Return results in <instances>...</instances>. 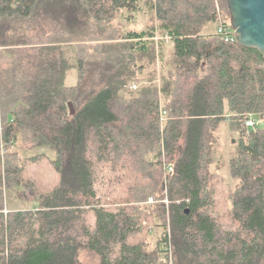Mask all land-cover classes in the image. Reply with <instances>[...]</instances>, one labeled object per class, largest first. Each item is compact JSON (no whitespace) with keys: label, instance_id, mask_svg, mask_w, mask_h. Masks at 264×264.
<instances>
[{"label":"trees","instance_id":"16d2710c","mask_svg":"<svg viewBox=\"0 0 264 264\" xmlns=\"http://www.w3.org/2000/svg\"><path fill=\"white\" fill-rule=\"evenodd\" d=\"M144 5L174 67L132 89L154 28L114 21L139 0H0V264H80L81 248L97 264H264V126H245L264 120V56L217 34L214 0ZM222 122L232 188L213 166ZM12 187L34 208L4 212Z\"/></svg>","mask_w":264,"mask_h":264},{"label":"rangeland","instance_id":"374dc122","mask_svg":"<svg viewBox=\"0 0 264 264\" xmlns=\"http://www.w3.org/2000/svg\"><path fill=\"white\" fill-rule=\"evenodd\" d=\"M225 2V0H223ZM145 0H139L140 9L133 13L132 19L130 21L125 18L116 19L114 21V25L117 27H127L136 30H140L143 28H154L155 36L153 37V42L151 44L155 45V54L156 58L153 60V63L150 65L143 66L140 74V78H143L142 81L137 82L134 81L137 87L141 85H145L147 83H154L160 87L163 78L169 77L172 75V70L174 67L173 64V56L171 44L167 37L163 36L162 29L159 28V24L154 11L149 9L144 5ZM219 5H223L221 0H217ZM224 14L226 8H220ZM227 11V9H226ZM121 21V23H120ZM123 22V23H122ZM65 57L70 64V67L67 69L65 74V85L71 86L76 84L77 82V69L75 66L76 61V50L72 47H64ZM7 63L3 64L2 71L7 67ZM204 72V70H202ZM135 89V88H134ZM162 101L163 98L161 99ZM217 137V152L214 158V167H217L218 173H222L225 177V180L230 188L233 187L234 181L229 177V158L233 153V137L234 133H231L228 129L227 122H222L219 125V128L216 131ZM37 151H46L50 157L54 156V152L52 150H47L43 147L35 148L32 150L33 152ZM22 155L29 153L28 151H22ZM18 187H12L5 190V205L6 210H17V209H32L34 208L36 202L28 199H21L17 196ZM166 193V191H164ZM154 202L158 201V198L153 197ZM165 198V197H164ZM160 201L162 199H159ZM151 204V203H148ZM158 228L155 226L153 228V233L157 234ZM79 260L80 264H97L98 263V255L85 248H81L79 250ZM170 262L169 264H171Z\"/></svg>","mask_w":264,"mask_h":264},{"label":"water","instance_id":"95a60500","mask_svg":"<svg viewBox=\"0 0 264 264\" xmlns=\"http://www.w3.org/2000/svg\"><path fill=\"white\" fill-rule=\"evenodd\" d=\"M236 43L264 56V0H225ZM70 113H73L69 104Z\"/></svg>","mask_w":264,"mask_h":264},{"label":"built area","instance_id":"2783aa9c","mask_svg":"<svg viewBox=\"0 0 264 264\" xmlns=\"http://www.w3.org/2000/svg\"><path fill=\"white\" fill-rule=\"evenodd\" d=\"M215 2V9H216V14L218 18V25H217V34H219L225 41H230V42H236L235 38V32L233 27L230 24L229 21V13L228 11H224V14L220 8H223L221 5L217 3V0H214ZM227 9V8H226ZM129 88H137L136 83L130 84ZM162 114L165 113V111L161 112ZM245 126L251 128L252 130H256L260 126H264V120L260 118H256L254 115L248 114V117L245 120ZM1 130V126H0ZM4 147L1 144V153H4ZM165 173H170L173 170V167L171 164H165ZM155 200L153 197H149L146 201V203H153ZM162 201L168 205V199L163 198ZM7 210L5 209L4 212Z\"/></svg>","mask_w":264,"mask_h":264},{"label":"crops","instance_id":"0c3cea01","mask_svg":"<svg viewBox=\"0 0 264 264\" xmlns=\"http://www.w3.org/2000/svg\"><path fill=\"white\" fill-rule=\"evenodd\" d=\"M0 126H1V121H0ZM16 149L18 150V152L20 153V155L22 156V157H25V156H30V155H32V154H34L35 152H33L32 153V150H34L33 148L32 149H30V148H27L25 145H23L22 144V142H16ZM22 151H28L29 153H27V154H25V155H22ZM37 152H41V151H37ZM49 155V154H48Z\"/></svg>","mask_w":264,"mask_h":264}]
</instances>
